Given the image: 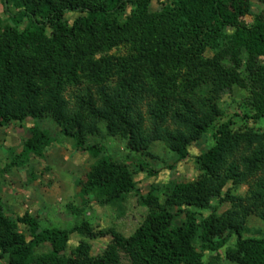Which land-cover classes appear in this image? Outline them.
Returning a JSON list of instances; mask_svg holds the SVG:
<instances>
[{"label":"trees","instance_id":"1","mask_svg":"<svg viewBox=\"0 0 264 264\" xmlns=\"http://www.w3.org/2000/svg\"><path fill=\"white\" fill-rule=\"evenodd\" d=\"M2 1L0 125L52 118L76 150L96 158L77 181L84 206H70L73 213L86 215L90 200L116 207L136 192L148 214L130 236L96 231L88 219L43 229L29 212L8 215L0 187V264H122V252L131 264H205L207 253L219 264L233 234L227 261L264 264V238L244 237L251 216L264 222V132L234 128L220 104L237 87L249 93L245 117L264 118V0L257 12L252 0H166L157 10L154 0ZM68 14L78 16L71 22ZM36 122L7 165L43 157L53 143ZM103 127L153 161L158 142L179 161L210 130L215 142L196 157L195 181L152 184L140 195L136 172H158L137 160L134 171L130 157H101L105 146L90 139ZM230 183L246 193L224 191ZM216 198L230 207L207 217L192 209H209ZM73 233L111 242L97 256L88 240L69 252ZM44 245L50 250L37 252Z\"/></svg>","mask_w":264,"mask_h":264},{"label":"rangeland","instance_id":"2","mask_svg":"<svg viewBox=\"0 0 264 264\" xmlns=\"http://www.w3.org/2000/svg\"><path fill=\"white\" fill-rule=\"evenodd\" d=\"M166 0H154L153 9H160L161 3ZM254 10L257 12L261 5L257 0H252ZM0 15L5 19L8 14L5 11L3 1L0 0ZM68 19L73 22L77 14H68ZM246 22H252V16L244 18ZM116 50H113V53ZM124 53V50L119 51ZM249 93L235 87L230 92L223 95L221 107L225 112V120H232L234 128H253L264 132V118L252 120L245 117V113L250 111L246 100ZM35 121L40 128L46 131L53 139V143L46 150L43 157L31 156L30 161L21 166H10L16 154L22 150L24 141L31 136L30 128ZM102 135L91 138V142L104 145L106 150L100 156H110L120 161L133 158V170L137 169V161L148 164L158 172L157 176H150L147 172H136L135 180L138 182V192L140 195L147 194L152 184H163L169 181L193 182L201 174L196 157L207 151L215 142L213 130H210L204 138L194 143L190 147V156L179 161L174 152L165 148L163 143L153 145V152L159 156L153 161L150 157L130 152L127 148V141L110 137L102 128ZM137 160V161H136ZM96 161L88 152L76 150L74 140L61 132L60 127L52 118L42 120L28 119L23 123H12L6 127L0 125V187L3 198V207L7 214L13 217L22 216L26 212L39 218L41 228H70L73 224L82 219H88L93 224L96 231L114 228L122 232L125 236L132 235L148 214V208L139 202L136 192L130 193L127 200L116 207L100 206L95 200H90L86 209V215L73 213L70 206L82 208L83 198L80 194L81 187L77 181L84 180L91 165ZM10 166V167H8ZM169 166H172L171 169ZM5 168L8 170L5 171ZM10 168V169H9ZM233 192L244 195L247 186L235 188L231 183L225 188ZM230 207L229 203H221L219 198L213 199L209 209H195L204 217L212 212L223 213ZM183 217L179 216L176 223L181 222ZM21 230L27 233L26 228L20 225ZM248 231L244 237L264 238V222L251 216L248 222ZM28 235V234H27ZM29 237V236H28ZM237 235L233 234L227 239L225 246L219 251V264H235L225 258L227 248H233L237 242ZM88 240L92 245V255L97 256L103 253L111 242V236L88 239L79 233H73L69 244V252L81 241ZM50 250L49 245L37 249L43 253ZM215 253L214 255H216ZM212 254L207 253L205 264H210ZM122 264H131L129 257L122 252Z\"/></svg>","mask_w":264,"mask_h":264}]
</instances>
